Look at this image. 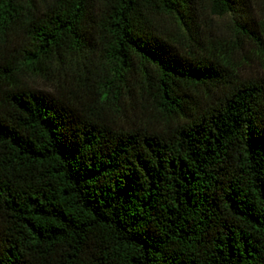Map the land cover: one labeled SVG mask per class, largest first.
<instances>
[{
    "label": "trees",
    "instance_id": "trees-1",
    "mask_svg": "<svg viewBox=\"0 0 264 264\" xmlns=\"http://www.w3.org/2000/svg\"><path fill=\"white\" fill-rule=\"evenodd\" d=\"M256 7L0 0V264H264Z\"/></svg>",
    "mask_w": 264,
    "mask_h": 264
},
{
    "label": "rangeland",
    "instance_id": "rangeland-1",
    "mask_svg": "<svg viewBox=\"0 0 264 264\" xmlns=\"http://www.w3.org/2000/svg\"><path fill=\"white\" fill-rule=\"evenodd\" d=\"M256 9H257L258 14H260L261 16H264V7H256ZM211 22H212V27H213L212 29L217 35H220L223 37L232 36V28L230 24V18L228 15H224V16L212 15ZM92 58H93L94 63L97 65V67L100 68L103 62L100 56V53L98 51H95ZM252 59L253 60H251L249 67L247 68L248 71L255 72V71L261 70L260 63L257 62L254 57H252ZM73 69L74 70L67 71L68 74L65 78L66 79L70 78L71 80L73 76L74 79L71 81L74 83L76 75L73 72L80 73L82 71V67L81 65H79L78 68L73 67ZM24 78L29 84L35 87L45 89V90L52 89L49 80L47 78H44L43 76L25 74Z\"/></svg>",
    "mask_w": 264,
    "mask_h": 264
}]
</instances>
